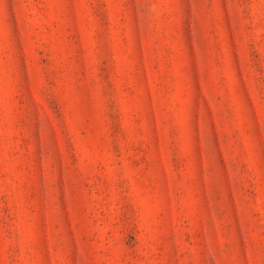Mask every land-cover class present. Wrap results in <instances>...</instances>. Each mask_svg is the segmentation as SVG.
<instances>
[{"label": "rangeland", "instance_id": "rangeland-1", "mask_svg": "<svg viewBox=\"0 0 264 264\" xmlns=\"http://www.w3.org/2000/svg\"><path fill=\"white\" fill-rule=\"evenodd\" d=\"M0 264H264V0H0Z\"/></svg>", "mask_w": 264, "mask_h": 264}]
</instances>
